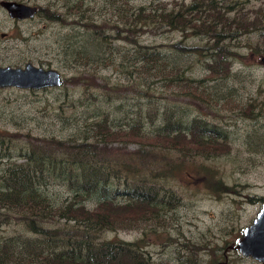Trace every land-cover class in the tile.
I'll return each mask as SVG.
<instances>
[{
  "label": "rangeland",
  "instance_id": "1",
  "mask_svg": "<svg viewBox=\"0 0 264 264\" xmlns=\"http://www.w3.org/2000/svg\"><path fill=\"white\" fill-rule=\"evenodd\" d=\"M35 1L40 4L43 0ZM127 1L124 7L153 1L171 8L176 0ZM112 2L117 7L120 0H65L66 8L55 10L68 12V5H75L83 13L87 8L83 16L87 23H103L105 17L117 22ZM262 3L264 0H245L249 11ZM71 14L63 22L38 19L15 23L7 13L0 12V65L23 66L32 62L44 68L53 67L63 81L66 79L60 85L35 90L0 87V154L10 148L7 152L14 154L11 162H22L23 157L18 154L32 142L83 139V135L91 134V123L96 120L94 111H101L100 116L104 111L116 125L114 128L135 120L134 112L146 111L150 101L156 108L159 106L160 113L164 107H170L182 121L194 115L203 117L226 133L229 151L209 158L181 159L183 164L173 175L157 180L160 192L165 187L179 196V202L162 211L163 223L104 229L100 238L140 241L153 264H264L243 255L236 247L243 227L252 222L264 200V38L251 33L238 40H227L241 56L229 57L230 74L211 78L206 76L208 70L194 51L178 50L173 45L183 39L180 32L144 31L139 42L160 51L169 75L181 70L194 78L190 84L203 85L201 88L212 94L211 101L197 105L196 97L185 94L183 83L172 85L164 78L143 73L139 67L143 62L136 61L140 57L137 45L93 35L76 22L77 14ZM184 42L200 44L204 38L187 37ZM117 87L120 92L103 100L106 93ZM144 120L147 127L155 125L156 120ZM124 146L125 151L132 153L137 143L111 140L104 146L106 156L111 157ZM176 156L172 154L173 158ZM125 159L130 161V155L125 154ZM6 163V159L2 163L0 160V173ZM147 167L143 164L141 175L151 179ZM217 181H221L223 190L212 191L209 185ZM46 188L58 204L64 202L68 194L65 184L51 183ZM85 204L92 207L94 203ZM29 234L15 209L0 208V240Z\"/></svg>",
  "mask_w": 264,
  "mask_h": 264
},
{
  "label": "trees",
  "instance_id": "2",
  "mask_svg": "<svg viewBox=\"0 0 264 264\" xmlns=\"http://www.w3.org/2000/svg\"><path fill=\"white\" fill-rule=\"evenodd\" d=\"M127 2L110 5L117 22L105 17L103 23H87L83 17L87 8L83 13L75 5H68V12L55 10L51 20L63 22L72 12L79 17L76 22L93 35L134 43L139 47L136 61L143 62L139 66L143 73L164 78L172 85L183 83L185 94L196 97L197 105L211 101L212 94L202 89L203 85L190 84L194 78L181 70L169 75L160 51L141 44L138 37L146 30L180 32L183 39L173 45L178 50L194 51L211 78L230 74L229 57L241 56L227 40L251 33L264 38V3L249 11L245 0H176L171 8L153 1L124 7ZM194 36L204 38V42H184ZM120 91L119 87L109 91L103 100ZM148 105L146 111L134 112L135 120L118 128L104 111L103 116L101 111H94L91 134L83 135V139L32 142L21 148L18 155H22V162H11L14 154L7 152L10 148L0 154L1 163L7 161L0 173V208L15 209L30 233L0 240V264H153L140 241L101 239L100 233L116 227L163 223L162 211L179 202V196L165 187L160 192L157 180L173 175L183 159L209 158L229 151L230 144L221 127L203 117L194 115L182 121L168 106L160 113L152 101ZM145 118L156 120L155 125L145 126ZM111 140H132L137 148L128 153L124 146L107 157L104 146ZM125 154L130 155V161ZM172 154H177L176 158ZM143 164L150 167L151 179L141 175ZM51 183L67 186L63 203L58 204L46 188ZM209 188L223 190V184L211 182ZM88 201L94 203L92 207L85 204Z\"/></svg>",
  "mask_w": 264,
  "mask_h": 264
},
{
  "label": "water",
  "instance_id": "3",
  "mask_svg": "<svg viewBox=\"0 0 264 264\" xmlns=\"http://www.w3.org/2000/svg\"><path fill=\"white\" fill-rule=\"evenodd\" d=\"M7 4L10 11L12 8L18 10V16L32 15L34 12V8L24 10L26 6L21 3L8 2ZM262 60L264 61V57ZM61 83V74L53 67L44 68L32 62H26L23 66L0 65V87L39 89ZM236 241V247L243 255L251 256L264 263V200L252 222L243 227L242 234Z\"/></svg>",
  "mask_w": 264,
  "mask_h": 264
},
{
  "label": "flooded vegetation",
  "instance_id": "4",
  "mask_svg": "<svg viewBox=\"0 0 264 264\" xmlns=\"http://www.w3.org/2000/svg\"><path fill=\"white\" fill-rule=\"evenodd\" d=\"M8 2L21 3L22 5L26 6L24 10H30L34 8V12L32 15L25 14L23 16H18V10H16L15 8H12V10L10 11V8L7 4ZM65 8H66L65 0H43L42 3L40 4L35 0H0V12L4 14L7 13L15 23L18 22L23 23L34 20L37 21L38 19H44L49 22H57L51 20L54 10L65 9ZM11 13H13V15ZM40 22L46 23L41 20ZM5 34L6 33H2V35Z\"/></svg>",
  "mask_w": 264,
  "mask_h": 264
}]
</instances>
